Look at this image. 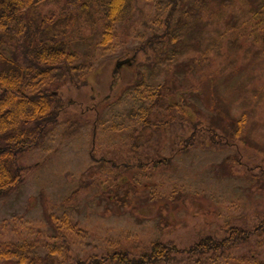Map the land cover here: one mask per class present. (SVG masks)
<instances>
[{
	"label": "rangeland",
	"instance_id": "rangeland-1",
	"mask_svg": "<svg viewBox=\"0 0 264 264\" xmlns=\"http://www.w3.org/2000/svg\"><path fill=\"white\" fill-rule=\"evenodd\" d=\"M176 1L187 9L198 0ZM228 1L203 3L206 41L153 77L170 82L168 98L186 112L157 130L144 121L133 89L142 74L152 79L144 65L155 55L143 46L165 27L172 1L136 0L130 29L117 25L107 46L99 44L101 30L83 28L78 51L87 61L86 83L75 73L59 76L65 107L44 143L20 158V186L0 199V264H71L123 250L139 255L157 241L185 249L207 236L224 238L233 226L252 228L264 215V14L245 23L250 3ZM60 7L48 4L42 14ZM218 29H225L221 42L200 52ZM202 58L210 63L200 65ZM192 61L198 70L186 67ZM71 123L79 124L72 133ZM258 240L221 263L243 264L248 256L264 262V238L260 247ZM197 258L179 255L172 264Z\"/></svg>",
	"mask_w": 264,
	"mask_h": 264
},
{
	"label": "trees",
	"instance_id": "trees-1",
	"mask_svg": "<svg viewBox=\"0 0 264 264\" xmlns=\"http://www.w3.org/2000/svg\"><path fill=\"white\" fill-rule=\"evenodd\" d=\"M171 1L174 5L162 23L165 27L146 37L143 46L155 55L154 64L151 62L144 65V71L152 79L145 76L147 74H142L133 89V93L138 94L140 99L138 110L142 115L145 114L144 121L156 130L182 120L186 112L183 105L168 98L167 92L172 87L170 82L165 80L156 83L154 78L168 73L166 61L184 57L186 52L195 49L196 42L203 45L206 41L203 20V10L206 8L203 3L209 0L190 2L187 9H179L178 2ZM135 2L136 0H0V199L20 186L23 180L20 158L44 143L50 127L58 120L56 115L61 114L58 111L65 107L62 97L57 93L59 76L67 78L70 73H75L80 80L83 78V84L86 83L83 69L87 61L78 51L79 40L83 43L86 40L78 39L83 34V28L101 30L99 44L107 46L116 34L117 25L130 29L135 19ZM222 2L224 5L226 2L232 3L228 0ZM247 2L251 4L249 10H246L250 17L245 23L249 24L251 20L261 21L264 0ZM73 3L75 7L70 8ZM48 4L62 7L58 13L43 15L42 10ZM194 5L196 11H193ZM224 31L225 29H218L217 39H212L213 44L209 39L207 46L202 47L200 52L206 54L214 49L221 42ZM208 63V59L202 58L200 65ZM186 67L198 70L199 63L192 61ZM149 98H153L150 105L146 102ZM156 108L167 113L165 121L161 120L160 113L153 112ZM152 115L155 120L149 119ZM243 119L235 126L236 136L242 132ZM74 127L71 123L68 126L69 132L78 129L79 124ZM135 153L140 155L137 151ZM150 158L146 152V161H151ZM155 162L158 165L161 160ZM138 165L144 167V163L140 161ZM128 167L130 166L126 165ZM255 238L259 239L256 243L260 247V240L264 238V215L252 228L233 226L227 229L224 238L207 236L190 248L181 249L174 242L157 241L139 255L123 250L101 257L77 259L71 264H172L179 255H188L191 260L198 257L194 260L195 264H203L205 259L210 264H222L221 262L230 259L233 250ZM225 253L229 254L225 256ZM241 262L264 264L249 256L247 260L241 259Z\"/></svg>",
	"mask_w": 264,
	"mask_h": 264
},
{
	"label": "water",
	"instance_id": "water-1",
	"mask_svg": "<svg viewBox=\"0 0 264 264\" xmlns=\"http://www.w3.org/2000/svg\"><path fill=\"white\" fill-rule=\"evenodd\" d=\"M131 62L130 59H126V60H122V61H119L116 65V69L120 68L121 66H123L124 64H129ZM116 72V71H115Z\"/></svg>",
	"mask_w": 264,
	"mask_h": 264
}]
</instances>
